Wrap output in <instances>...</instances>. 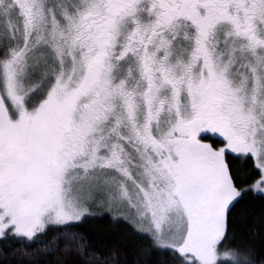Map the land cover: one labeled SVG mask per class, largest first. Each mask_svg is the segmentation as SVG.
I'll return each mask as SVG.
<instances>
[{
  "label": "snow or ice",
  "instance_id": "obj_1",
  "mask_svg": "<svg viewBox=\"0 0 264 264\" xmlns=\"http://www.w3.org/2000/svg\"><path fill=\"white\" fill-rule=\"evenodd\" d=\"M0 264H264V0H0Z\"/></svg>",
  "mask_w": 264,
  "mask_h": 264
}]
</instances>
